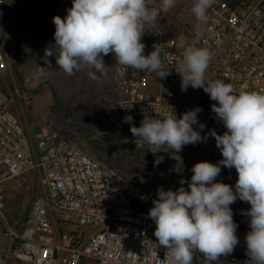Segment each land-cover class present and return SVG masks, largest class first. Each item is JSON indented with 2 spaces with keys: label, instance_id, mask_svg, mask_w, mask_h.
<instances>
[{
  "label": "built area",
  "instance_id": "2783aa9c",
  "mask_svg": "<svg viewBox=\"0 0 264 264\" xmlns=\"http://www.w3.org/2000/svg\"><path fill=\"white\" fill-rule=\"evenodd\" d=\"M61 2L67 14L72 0ZM169 10L159 9V19L142 42L145 55L153 44L163 48L161 59L171 74L160 79L116 63L111 72L113 102L106 118L128 147L141 160L164 169L167 179L178 174L191 179L195 163H218L223 158L210 133L222 135L226 128L211 110L216 102L203 89L182 92L175 70L185 47H207L213 53L207 81L220 79L237 90L247 84L248 90L264 91V0H214L207 21L196 32L183 25L179 31L164 27ZM7 69L8 52L0 33V77ZM197 107L198 124L205 125L201 135L207 139L184 146L177 154L181 159H174L171 152H148V144L133 137L130 124L124 122L130 115L139 127L144 115L163 119L172 109L179 118ZM198 124L193 127L200 131ZM157 157H163L159 164L154 163ZM221 169L217 181L234 187L235 169ZM31 172L38 176L29 213L22 221L12 219L7 185ZM167 184L149 191L139 180L90 157L51 125L36 130L31 143L20 117L0 102V234L5 237L0 264H163L165 250L157 246L148 210L158 189L168 190ZM243 262L230 254L216 264ZM193 264L207 261L196 252Z\"/></svg>",
  "mask_w": 264,
  "mask_h": 264
},
{
  "label": "clouds",
  "instance_id": "9594fccd",
  "mask_svg": "<svg viewBox=\"0 0 264 264\" xmlns=\"http://www.w3.org/2000/svg\"><path fill=\"white\" fill-rule=\"evenodd\" d=\"M176 0H72L65 17L54 16V45L58 48L55 65L72 75L83 67L106 75L104 57L113 55L115 63L137 72L155 73L164 79L166 69L162 47L153 44L145 55L142 38L160 15V8L171 9ZM214 0H194L191 13L200 22L208 19ZM45 55L53 56L50 49ZM213 53L207 47L188 45L182 53L179 68L180 89H203L216 103L211 110L226 131L211 136L220 150L218 163L200 161L192 166L190 181L181 180L173 191L159 188L148 216L155 223L157 246L165 250L163 264H193L194 253H200L207 264H216L221 256L230 255L239 244L238 224L230 205L237 199L250 205L241 210L248 218L250 230L245 235L246 256L243 264H264V91L237 88L223 80L207 81L205 74ZM89 75L96 79L93 72ZM199 107L179 118L171 111L163 118L144 115L140 126L133 117H124L133 137L149 146L148 152H171L174 159L183 147L206 142L204 124H198ZM200 131L193 125H197ZM157 157L155 164L162 162ZM221 166L235 169V186L218 182ZM187 183V189L183 186ZM158 255V254H157Z\"/></svg>",
  "mask_w": 264,
  "mask_h": 264
},
{
  "label": "rangeland",
  "instance_id": "374dc122",
  "mask_svg": "<svg viewBox=\"0 0 264 264\" xmlns=\"http://www.w3.org/2000/svg\"><path fill=\"white\" fill-rule=\"evenodd\" d=\"M194 0H176L165 17L164 27L171 25L172 30L183 25L195 32L203 23L197 21L191 13ZM54 16L61 18L66 12L61 0H1L0 2V33L8 52V69L0 77V102L14 111L24 123L30 142L36 130L42 126L51 125L64 137L73 140L82 151L103 165L110 166L122 174L137 179L149 191L168 181V190H177L180 181L186 179L181 174L167 179L164 169L141 160L121 134H116L109 126L106 118L111 107L112 78L111 72L116 65L112 54L104 57L107 65L106 75L93 71H77V80L68 84L59 82L52 72L46 74L37 72L34 76L41 83L47 84V94L52 98L47 103H38L41 86L28 88L26 83V54L23 43L27 35L40 37L46 45L55 42ZM175 32V31H174ZM176 35V34H174ZM181 42V39L178 43ZM85 68V67H83ZM81 68V70L83 69ZM89 72H93V79ZM79 73L81 75H79ZM48 80L42 81L43 77ZM37 174L31 172L13 179L7 185L6 193L9 200V216L22 221L29 213L37 189ZM187 189V183L183 185ZM234 188V187H233ZM233 219L238 224L237 236L239 244L231 253L242 261L247 259L245 235L250 230L248 218L241 210H247L250 205L237 199L230 205ZM5 248L4 234H0V252Z\"/></svg>",
  "mask_w": 264,
  "mask_h": 264
},
{
  "label": "crops",
  "instance_id": "0c3cea01",
  "mask_svg": "<svg viewBox=\"0 0 264 264\" xmlns=\"http://www.w3.org/2000/svg\"><path fill=\"white\" fill-rule=\"evenodd\" d=\"M25 41L23 43V52L26 54L27 58V70H26V83L28 88H34L36 85L39 87H42V90L40 91L38 95V103L42 104L43 102L47 103L49 100H51V96L47 94V84L41 83V77L37 79L34 74L37 72L43 71L44 74L47 72H52L53 76L57 78L60 81H62L63 84H68V86H65L69 88L71 82H75L77 80V71H74L72 75L65 74L58 66L55 65V56L58 55V48L54 45L48 44L46 45L44 42H42L41 38H35L34 36L27 35L25 37ZM54 40V37H52ZM48 48L52 51L53 56L48 57L45 55V49ZM80 72H86V71H93V69H89L87 67L83 68L82 70H79ZM79 75H81L79 73ZM48 80L45 76L43 77L42 81Z\"/></svg>",
  "mask_w": 264,
  "mask_h": 264
}]
</instances>
